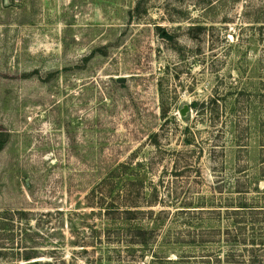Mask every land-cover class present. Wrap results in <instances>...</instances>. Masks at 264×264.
<instances>
[{
	"label": "rangeland",
	"instance_id": "1",
	"mask_svg": "<svg viewBox=\"0 0 264 264\" xmlns=\"http://www.w3.org/2000/svg\"><path fill=\"white\" fill-rule=\"evenodd\" d=\"M0 140V264H247L264 0H0Z\"/></svg>",
	"mask_w": 264,
	"mask_h": 264
},
{
	"label": "trees",
	"instance_id": "2",
	"mask_svg": "<svg viewBox=\"0 0 264 264\" xmlns=\"http://www.w3.org/2000/svg\"><path fill=\"white\" fill-rule=\"evenodd\" d=\"M137 10H138V8H137ZM2 147H3V141L0 140V150L2 149ZM238 208L240 209V211L244 212L245 209H247V205L242 204L241 206H238ZM131 212L132 211H125V213H128V214ZM233 212H238V211H233ZM246 240L250 242L249 243L250 244L249 250L251 249L249 251L251 253L250 260L248 261L247 264H264V261L261 259L262 257L254 254V252L257 250H255L253 248V246H254V247H261V249H263L264 248V239L252 237L249 240L244 239V240H242V242H247Z\"/></svg>",
	"mask_w": 264,
	"mask_h": 264
},
{
	"label": "water",
	"instance_id": "3",
	"mask_svg": "<svg viewBox=\"0 0 264 264\" xmlns=\"http://www.w3.org/2000/svg\"><path fill=\"white\" fill-rule=\"evenodd\" d=\"M117 83H125V79L121 78V79H117L116 80ZM187 113H189V107L184 105L180 111H179V114L181 117H185L187 115ZM28 264H39L38 262H30Z\"/></svg>",
	"mask_w": 264,
	"mask_h": 264
}]
</instances>
